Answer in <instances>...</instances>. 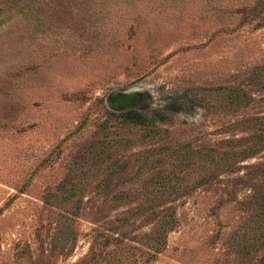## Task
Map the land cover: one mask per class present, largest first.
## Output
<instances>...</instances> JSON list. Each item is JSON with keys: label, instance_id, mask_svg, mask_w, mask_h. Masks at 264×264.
<instances>
[{"label": "rangeland", "instance_id": "rangeland-1", "mask_svg": "<svg viewBox=\"0 0 264 264\" xmlns=\"http://www.w3.org/2000/svg\"><path fill=\"white\" fill-rule=\"evenodd\" d=\"M130 108L168 117L120 127ZM261 115L264 0H0V264L262 263L233 178L264 151L221 156ZM101 178L136 197L85 187ZM145 200L174 207L159 252L151 222L117 221Z\"/></svg>", "mask_w": 264, "mask_h": 264}, {"label": "trees", "instance_id": "trees-1", "mask_svg": "<svg viewBox=\"0 0 264 264\" xmlns=\"http://www.w3.org/2000/svg\"><path fill=\"white\" fill-rule=\"evenodd\" d=\"M228 89L229 91L227 93V100L224 107L227 110L234 111L240 106H242L243 102L245 101V98L242 96V93H240V90H238V88L234 86L232 87L230 86ZM110 113L113 114L112 112ZM119 115L122 116L120 127L127 126L129 124V125H138L142 128L154 125L153 122L155 118L163 120L168 117V113L160 108L151 110L150 112H145L142 110H138L136 108H130ZM241 123L245 124V122L236 121L233 122L232 124H229V127H236ZM247 123H248L247 127L254 130L253 133L247 137V140L250 141V144L247 145L245 148H242L237 151H235L233 148L224 150L221 156L230 153V156L233 158L236 156H241L245 158V157H251L255 153H258L260 151H264V115H261L257 117L256 120L254 119L253 121H249ZM150 133L151 132L148 133L144 132V134H150ZM232 141L229 140L228 142H232ZM184 156L189 158L188 154H185ZM262 157H263V161L244 165L243 167L247 168L244 171V173L242 175L237 176L236 178H233L236 184H241L249 187L248 195H246L239 202L244 212L248 214V219H246V222L249 225L259 224L260 219L264 221V216L263 217L261 216L264 215V153L262 154ZM211 159H213V155L211 156ZM180 161H181L180 163H182L184 160L181 158ZM203 163L206 162L204 161ZM230 165L231 164H229V166ZM233 168L234 166H231L230 168H228L227 171H231ZM173 171L174 170H169L168 175H170V173H173ZM85 183H86L85 187L87 185L95 183L97 187H100V193L106 197L109 196L112 201L125 202V201H129L133 196H135L134 193L130 191V188L127 190H123L122 188H120L119 190H115L114 192H112L117 186L121 184L117 180H114L112 178H108V179L101 178L100 180H97L95 182L89 180ZM75 196H76L75 194H72L70 198ZM76 199L82 201V198L80 196H76ZM162 199L165 202H170L174 198L168 194L164 196V198ZM157 201H154L152 203L145 200V203H147L149 206L146 212L143 209L140 212L136 213L135 211H133V209L128 207L123 213V215L120 218H117V221L123 224L124 226H135L136 221L134 222L132 217L137 215L140 216V218L138 219L140 222L137 224V227L144 225L141 222L144 221L151 222L152 223V226L150 227L151 231H149L151 238L150 247H152L154 251L159 252L160 249L162 248L161 245L164 238V231L168 227H172L175 224L176 216L174 215V207L171 204H168L167 206L166 205L163 206L160 210L155 209L153 207V204L158 203ZM253 245L254 242L249 240L246 241V244L244 245L243 248V250H245L246 255L251 254ZM149 254L155 256L156 253L154 254V252H151ZM260 264H264V261Z\"/></svg>", "mask_w": 264, "mask_h": 264}]
</instances>
